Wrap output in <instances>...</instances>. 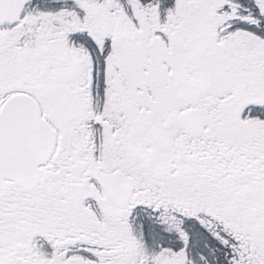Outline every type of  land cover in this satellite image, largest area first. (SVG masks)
Returning <instances> with one entry per match:
<instances>
[{
	"label": "snow or ice",
	"instance_id": "1",
	"mask_svg": "<svg viewBox=\"0 0 264 264\" xmlns=\"http://www.w3.org/2000/svg\"><path fill=\"white\" fill-rule=\"evenodd\" d=\"M0 264H264V0H0Z\"/></svg>",
	"mask_w": 264,
	"mask_h": 264
}]
</instances>
